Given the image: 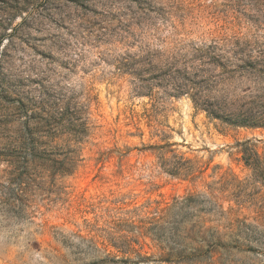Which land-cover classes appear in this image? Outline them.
Listing matches in <instances>:
<instances>
[{
    "label": "rangeland",
    "instance_id": "rangeland-1",
    "mask_svg": "<svg viewBox=\"0 0 264 264\" xmlns=\"http://www.w3.org/2000/svg\"><path fill=\"white\" fill-rule=\"evenodd\" d=\"M234 43L264 58V0H0V264H166L188 194L214 264H264V130L176 88Z\"/></svg>",
    "mask_w": 264,
    "mask_h": 264
},
{
    "label": "trees",
    "instance_id": "trees-1",
    "mask_svg": "<svg viewBox=\"0 0 264 264\" xmlns=\"http://www.w3.org/2000/svg\"><path fill=\"white\" fill-rule=\"evenodd\" d=\"M193 60L198 61L197 67L199 68L187 78H178L180 82L176 88L185 89L186 93H190L189 97L196 108L205 112L209 118L232 127L264 130V58L260 54L252 56L246 47H240L238 43L227 48L209 45L204 49L195 50ZM216 70L219 72L213 74ZM233 82L247 83V86H243L241 89L242 96H209L210 89L214 87L213 84ZM202 198V196L188 194L174 200L169 209L156 212L158 222L172 211L184 212V217H181L182 220L179 224L184 222L183 219L189 221L190 217L187 212L191 209H195L198 214L206 213L207 209L204 207L205 202ZM212 211L217 212L219 216L222 214L215 209ZM179 224L171 231L174 246L167 248L168 252L160 257L159 262L166 264H214L212 262L213 252L209 247L204 250L199 244L209 243L212 237L218 244H221L220 237H215L216 233L210 229V239H207L204 229L205 220L192 224L188 229H181ZM228 226L231 228L232 224ZM157 235L152 239L159 241L161 234ZM195 243L198 246L194 245ZM115 248L120 249L117 246Z\"/></svg>",
    "mask_w": 264,
    "mask_h": 264
}]
</instances>
